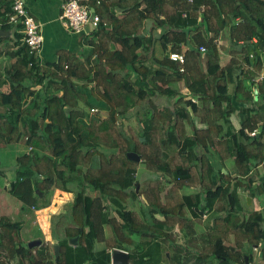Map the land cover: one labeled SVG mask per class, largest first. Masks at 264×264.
Wrapping results in <instances>:
<instances>
[{
    "label": "trees",
    "instance_id": "obj_1",
    "mask_svg": "<svg viewBox=\"0 0 264 264\" xmlns=\"http://www.w3.org/2000/svg\"><path fill=\"white\" fill-rule=\"evenodd\" d=\"M13 2L0 0V28L17 31L0 37V180L32 212L55 190L71 205L50 218L57 256L50 243L29 247L23 223L0 213V264H110L114 247L133 264H254L247 241L259 239L264 262V0H82L100 17L96 57L66 68L29 54L21 23L8 22ZM132 116L137 129L123 124ZM240 190L261 209L244 212Z\"/></svg>",
    "mask_w": 264,
    "mask_h": 264
},
{
    "label": "rangeland",
    "instance_id": "obj_2",
    "mask_svg": "<svg viewBox=\"0 0 264 264\" xmlns=\"http://www.w3.org/2000/svg\"><path fill=\"white\" fill-rule=\"evenodd\" d=\"M2 62V61H1ZM4 67L8 68L10 63L6 60V58L4 59L3 63ZM1 64V66H2ZM89 109V108H88ZM87 110V109H86ZM88 111V110H87ZM92 115H96L100 118H104L108 116L107 113V109L105 108H99L97 109L95 112H90ZM143 114V111H142ZM233 120V124L237 127L238 126V122H236V119H232ZM193 123L195 126L198 127V125L200 124L199 120L197 118H193ZM123 124L125 127L128 128V126H131L133 129H137L138 127V123H137V117L132 116L130 119H123ZM15 148L13 149H23L22 145H15L13 146ZM1 161L6 162V159H4L3 157L0 158ZM4 159V160H3ZM7 163V162H6ZM232 167V163L231 161H227L225 168L231 173V174H235L234 170H231ZM224 168V169H225ZM144 167H140V169L138 170V176L140 179H142L143 173H144ZM225 169V171H227ZM146 170V169H145ZM147 171V170H146ZM149 173V171H147ZM4 174L6 175V177H10V175H13V171L11 170L10 167L6 168L4 167ZM151 176V173H149ZM255 176H253L254 178ZM6 181V180H5ZM7 182H4L2 179L0 180V213L3 215H6L10 218H12L15 221H19L21 223H23L24 228L22 229V237L27 240L29 237H42L43 233L38 225V223H41L43 226H45L44 229L48 230L50 229V219L49 217L52 215H57L60 213L66 214V211L70 210V193H60V190H55L49 205H47L46 207H44V210L38 212L37 214H35V212H32V210L30 209V207H28V205L23 204L22 201L20 199H18L16 196H13L12 193L9 191V189H6L3 187L4 184H6L7 186ZM139 189V186H138ZM191 189H188V191ZM138 191V190H137ZM244 190H240V192H243ZM239 192V195L241 197V193ZM40 205H44L45 203V198H42L39 200ZM246 202V203H245ZM142 203V202H141ZM241 204L243 206L244 212L247 213L248 210L252 209L251 207H254L256 210L261 209L262 207V203H260V201L256 198L251 201V204L249 205L247 203L246 200L242 199L241 200ZM139 203H136L135 205H131L132 209L138 210L139 207ZM54 213V214H53ZM35 215V216H34ZM114 215V216H112ZM111 217H114L116 220L120 221L119 218L116 216V214L114 212H112ZM205 220V218H204ZM71 223V222H70ZM69 220L65 217H61V224L60 226H64L67 224H70ZM207 226V221L203 222L202 224L197 226V229L200 231H203ZM39 228V229H38ZM178 230L177 227H175V230ZM176 230V231H177ZM41 231V232H40ZM60 233H62L63 231L59 228ZM42 233V234H41ZM48 233V232H47ZM104 234L106 237H110L112 235V231L110 230V228L108 226H105L104 228ZM47 235V234H44ZM182 240H180L181 242ZM257 241H255L256 243ZM247 243H250L249 241H247ZM254 243V242H253ZM251 244V243H250ZM247 247H249L248 244L244 243V247L243 249L245 250ZM250 249V248H249ZM256 250V249H253ZM252 251L253 255H254V264H264V262H261L258 260H256V257L258 256L260 258L259 251ZM52 252V250H51Z\"/></svg>",
    "mask_w": 264,
    "mask_h": 264
},
{
    "label": "crops",
    "instance_id": "obj_3",
    "mask_svg": "<svg viewBox=\"0 0 264 264\" xmlns=\"http://www.w3.org/2000/svg\"><path fill=\"white\" fill-rule=\"evenodd\" d=\"M65 0H25L26 6L31 14L35 17V19L40 23V30L43 36V44L40 50L39 58L41 61L38 62L40 64H54L57 62H63L66 65L67 60H72L74 57L84 60L94 62V58L96 57L95 47L90 43V40L93 35V30H91L88 26L86 27V34L76 33L71 29L63 26L59 16L61 13L60 6ZM146 25L149 26L150 22H146ZM2 29V28H0ZM9 30L10 34L8 36L2 37H10L17 34L16 29H4ZM89 30V32H87ZM88 33V34H87ZM225 43V40H222V44ZM6 46H11V41L8 40ZM229 55L226 51L222 53L224 64L229 60ZM11 63V60L7 57L4 59ZM4 66V65H3ZM67 67V66H66ZM6 69V67H4ZM261 77H264V69L261 71ZM82 91L87 93V88H83ZM90 101L95 102L93 97H90ZM89 110V109H88ZM237 119L236 114L231 116V119ZM237 122V120H236ZM261 170V169H260ZM241 200H246L247 191L240 192ZM256 199V198H254ZM253 200V198H252ZM251 200V201H252ZM246 203V202H245ZM249 205L251 204L248 203ZM50 219V218H49ZM50 225V224H49ZM254 243L250 242L253 249L256 247V250H260V239L255 243L254 240H251ZM239 250V249H238ZM260 255V254H258ZM253 255V259H254ZM263 262L262 258L256 257V260Z\"/></svg>",
    "mask_w": 264,
    "mask_h": 264
},
{
    "label": "built area",
    "instance_id": "obj_4",
    "mask_svg": "<svg viewBox=\"0 0 264 264\" xmlns=\"http://www.w3.org/2000/svg\"><path fill=\"white\" fill-rule=\"evenodd\" d=\"M24 1L25 0H14L11 7L13 14L10 15L8 22L16 25L19 22L21 23L25 34L24 41L28 47L29 54L34 55L36 60L38 59L41 61L39 54L43 44V36L40 30V23L32 14H29L26 11ZM97 3H99V0H97ZM92 8L93 7L88 4H83L82 0H65L60 6L61 13L59 18L63 26L76 33L86 34L87 26L91 30H95L100 21L99 15L95 12V10H92ZM87 32H89V30ZM204 50L205 48L201 46L200 51L203 52ZM169 58L180 64L184 62L183 55L177 52H171L169 54ZM179 70L183 72V66H180ZM96 110V108H90V112H95ZM32 209L35 214L44 210V208L35 209L33 206ZM38 225L43 233L47 232L48 228L44 229L45 226L41 223H38ZM254 249H256V247H254Z\"/></svg>",
    "mask_w": 264,
    "mask_h": 264
},
{
    "label": "water",
    "instance_id": "obj_5",
    "mask_svg": "<svg viewBox=\"0 0 264 264\" xmlns=\"http://www.w3.org/2000/svg\"><path fill=\"white\" fill-rule=\"evenodd\" d=\"M93 10V9H92ZM10 34L9 30H4V29H0V37L2 36H8ZM254 93H257L256 88L254 89ZM144 138L141 137V140H143ZM128 159L132 160V161H136L138 162L140 160V157L138 156L137 153H135L134 151H128L126 153ZM223 172H226L225 169H223ZM138 186H139V182L135 183V191L137 192L138 190ZM7 188L10 189V183H7ZM252 200V198L250 196H246V201L247 203H250ZM41 243L40 239H33L31 241L28 242V246L29 247H33L36 245H39ZM70 243L71 244H76V240L75 238L70 239ZM54 251L56 256L59 253V245L58 244H54L53 245ZM245 258V262H247L249 255H244ZM110 264H131L129 261V254L128 252L118 249V248H114L111 250L110 252Z\"/></svg>",
    "mask_w": 264,
    "mask_h": 264
},
{
    "label": "flooded vegetation",
    "instance_id": "obj_6",
    "mask_svg": "<svg viewBox=\"0 0 264 264\" xmlns=\"http://www.w3.org/2000/svg\"><path fill=\"white\" fill-rule=\"evenodd\" d=\"M192 191V189L191 190H189V191H187V192H191ZM207 214L208 213H206L205 212V214H203L202 216H203V219L204 218H206L207 217ZM117 216V215H116ZM49 218H51V216L49 217ZM42 231V230H41ZM40 231V232H41ZM48 232V233H47ZM47 232L45 233H43V235H42V237H31V240H33V239H40L41 240V243L39 244V245H36V246H33V247H38V246H40L43 242L44 243H50L51 244V246H52V248H53V245L54 244H58V243H56V242H53L52 241V232H51V230L49 229V230H47ZM41 233V234H42ZM44 234H47V235H44ZM59 234H63V233H60L59 232ZM113 235H115V233L113 232L112 233V235L111 236H113ZM61 236V239H62V237H64V234H63V236L62 235H60ZM73 238H75V240H76V244H71L70 243V239H73ZM78 238H79V235H76V236H72V237H68L67 238V242H68V244L69 245H72L73 247H75L76 245H77V243H78ZM30 240V241H31ZM104 244H105V242H98V243H96L95 245H94V247H95V249L96 250H101L103 247H104ZM59 245V244H58ZM114 248H116V247H114ZM114 248H112V249H114ZM59 249H60V245H59ZM111 249V250H112ZM118 249H120V248H118ZM111 250H110V252H111ZM121 250H123V249H121ZM124 251H126V250H124ZM53 252H54V254H55V251H54V248H53ZM126 252H128V251H126ZM59 254V253H58ZM128 254H129V261H130V263L131 264H133V261L131 260V258H130V253L128 252ZM55 256H56V254H55ZM86 264H91V263H86Z\"/></svg>",
    "mask_w": 264,
    "mask_h": 264
},
{
    "label": "clouds",
    "instance_id": "obj_7",
    "mask_svg": "<svg viewBox=\"0 0 264 264\" xmlns=\"http://www.w3.org/2000/svg\"><path fill=\"white\" fill-rule=\"evenodd\" d=\"M92 9L94 10V8H92ZM65 66H66V65H65ZM65 66H64V67H65ZM65 68H66V67H65ZM91 108H95V107H91ZM96 109H97V108H96ZM88 111L90 112V108H89V110H88Z\"/></svg>",
    "mask_w": 264,
    "mask_h": 264
}]
</instances>
